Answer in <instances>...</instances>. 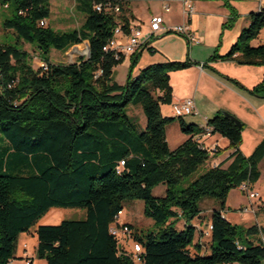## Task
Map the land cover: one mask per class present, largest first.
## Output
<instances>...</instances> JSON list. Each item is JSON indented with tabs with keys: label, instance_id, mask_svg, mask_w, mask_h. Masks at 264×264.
<instances>
[{
	"label": "trees",
	"instance_id": "trees-1",
	"mask_svg": "<svg viewBox=\"0 0 264 264\" xmlns=\"http://www.w3.org/2000/svg\"><path fill=\"white\" fill-rule=\"evenodd\" d=\"M74 1L83 21L64 31L48 23L49 0L2 1L11 8L4 27L15 38L0 43V264L16 258L19 235L30 232L51 208L83 209L85 217L37 226L35 254L45 264H133L109 232L126 200L142 201L143 215L153 222L146 231L131 224L141 232L144 264H263L264 227H239L222 213L232 189L259 179L264 140L245 157L239 150L241 124L216 115L208 120L211 136L227 139L233 152L183 185L207 163L211 149L198 141L200 127L163 116L160 107L171 104L169 73L195 62L151 64L132 76L141 53L136 51L125 84H118L113 69L123 56L116 58L103 47L116 26L129 31L125 6L130 0ZM106 2L119 6V12L95 9ZM223 3L229 10L224 29L238 14L228 0ZM247 18L248 26L229 52H215L210 61L239 54L236 58L243 64L264 66V45L250 44L264 27V9ZM84 41L87 57L73 63L50 60L52 50L65 52ZM30 43L44 67L32 66L23 47ZM252 93L264 97V78ZM131 106L142 109L143 129L128 114ZM175 119L187 139L170 149L165 130ZM216 152L220 150L213 155ZM159 184L165 186L164 195L154 196ZM204 199L217 204L210 216L209 253H201L202 246L195 242L198 230L191 223ZM181 220L184 225L178 229ZM242 234L254 238L243 243Z\"/></svg>",
	"mask_w": 264,
	"mask_h": 264
},
{
	"label": "crops",
	"instance_id": "crops-1",
	"mask_svg": "<svg viewBox=\"0 0 264 264\" xmlns=\"http://www.w3.org/2000/svg\"><path fill=\"white\" fill-rule=\"evenodd\" d=\"M49 1L51 16L48 23L51 22L50 24L54 29L64 31L76 28L82 23V16L74 11V0ZM190 1L194 7V12L189 18L183 13L181 0H130L127 2L125 7L129 27H138L143 33L141 37L143 45L138 50L141 53L132 71V76H136L141 69L151 64L170 61L180 62L186 59L195 62L188 68L169 73L172 100L169 105H161L162 115L173 117L172 104L185 98L193 99L196 112L195 115L184 117L183 120L186 124H194L199 127L203 124L204 118L209 120L221 113H227L236 118L242 126V141L239 150L245 157H248L264 137V97L252 93L253 87L264 78V66L243 64L236 58L240 56L239 54H235L232 59L226 60L218 58L210 61V57L215 52L219 56L229 52L242 29L249 24L247 15L251 12H258L260 8L264 9V0H228L238 17L231 27L224 29L222 25L229 17V10L224 6L223 0ZM68 3L71 5L70 10L66 9ZM164 5H167L168 10H165ZM54 7L57 9L53 10ZM152 16L163 18V28L148 38L149 22ZM181 24L189 26L190 31L199 39L198 43L191 42L187 37L166 29ZM119 41L124 43L125 37H119ZM250 44L253 47L264 45V27ZM122 56V63L113 69V73L120 66L125 67L128 71L131 55ZM132 108H136V114L130 112ZM128 114L137 119L141 129L146 126V118L140 107H129ZM170 129L179 135L172 137V141L175 142L173 147L170 145ZM165 132L170 149H175L187 139V136L180 131L176 119L166 126ZM202 143L209 146L210 149L216 144L220 150V152L215 153L210 167L224 161L233 152V149L227 148L228 140L219 134L203 138ZM263 163L264 157L258 165L260 177L254 184L261 181L260 168ZM227 164L228 162L224 166ZM208 165V163L205 164V169L209 167ZM252 186L254 185H250L251 190L258 193ZM159 187L161 190L157 196H162L165 192V186L159 184L155 189ZM237 189L240 191L239 187ZM240 192L245 200L233 205L228 204V200H226L225 218L232 224L243 228L251 225L264 227V212H258L259 207H264V197L262 199L261 195L258 194L257 198L249 200L245 193ZM201 206L203 210L199 217L191 222L197 227L198 232H201L202 223L206 227L210 222L211 215L208 216L207 213L217 208V204L212 200L204 199ZM246 206H249V210L245 213L241 212ZM202 216L205 219L202 220ZM249 218L253 220L251 221L253 224H247ZM123 222L134 225L132 218L128 216ZM39 225H46L42 222V218L30 232L19 235L17 244L19 254L16 251L15 257L24 259L25 255H29L31 256V264L33 263L34 255L32 253H35L36 247L35 229ZM151 225L153 226V222ZM248 238L252 240L254 237L249 236ZM209 241V246H211L210 237ZM197 243L202 246V239L198 240ZM23 244H27L26 252H23ZM30 246L32 250L29 249ZM203 249L205 250V247L202 246L201 253H205Z\"/></svg>",
	"mask_w": 264,
	"mask_h": 264
},
{
	"label": "rangeland",
	"instance_id": "rangeland-1",
	"mask_svg": "<svg viewBox=\"0 0 264 264\" xmlns=\"http://www.w3.org/2000/svg\"><path fill=\"white\" fill-rule=\"evenodd\" d=\"M3 0H0V43H13L14 42V35L12 34L11 31H8L5 29L4 27V21L10 17L11 15V8H6L5 6H3L2 3ZM71 5L68 3L66 6L67 10H70ZM57 8H53V10H56ZM51 23V22H50ZM87 45L88 42L84 41L81 44L78 45H74L72 47H70L67 51L65 52H60V51H56V50H52L50 53V60L55 62V63H73L75 62L79 57H87L88 56V50H87ZM24 49L27 50L29 52V54L31 55V64L34 68H38L40 66V56L38 54V50L35 44H24L23 45ZM127 73L128 71L125 69V67L120 66L116 69V72L113 73V78L114 80L120 84L123 85L126 82L127 79ZM131 113L136 114V108H132L130 110ZM179 136L178 134H176V132L172 129H170L169 132V137H170V145L171 147L174 146L175 142L172 141V137L173 136ZM264 140V137L262 138V141ZM214 158L213 154H210V158L207 161V163L209 164L208 166L210 167L212 160ZM205 163V164H207ZM216 164H214L213 166H215ZM212 167V166H211ZM205 170V165L200 167L199 170L193 174L190 178L186 179L183 183V185H186L188 183H190L191 181H193L195 178H197L203 171ZM261 181L257 184H252L254 186H252L256 191H258V194L261 195V198L263 199L264 197V163L263 165H261ZM160 187L158 189H153V195L157 196L160 193ZM228 204H238L239 202H243L244 196L242 195V193L236 188L230 191L229 195H228ZM123 207V214L120 216V221H124L126 216L131 217L133 224L135 225V227H139L142 228V230H151L153 227L151 225L152 220L145 217L143 215V203L142 201L139 200H134V201H129L126 200L123 202L122 204ZM201 211L203 210L202 206L200 205ZM259 213L260 212H264V207L261 206L259 207ZM212 211H209L207 214L208 216L211 215ZM207 216V215H206ZM85 217V211L83 209H76V208H53L50 210V212L48 211L44 216H42V222L44 224H59L62 220H78V219H84ZM202 220L205 219V217H201ZM250 219V218H249ZM253 221L252 219H250L248 223H252ZM184 222L183 220L179 221L177 223V228L181 229L183 228ZM239 226V225H237ZM241 227V226H239ZM207 230V226H203L202 223V228H201V232H198L196 237H195V241L198 242V240L202 239V246L205 247V253H209L210 251V246H209V234H206L205 231ZM29 235V234H28ZM249 236H245L244 234H242V242L245 243L246 242V238ZM27 245V244H26ZM30 250H32L31 246L29 248ZM27 251V250H26ZM25 251V252H26ZM33 252V251H32ZM34 253V252H33ZM32 255H34V261L32 264H45V260L43 259H39L36 257V254L34 253ZM17 254H19V249L17 251ZM31 260V256L29 255H25L24 259L20 258V257H16L13 261V264H25V260ZM263 264H264V260H263Z\"/></svg>",
	"mask_w": 264,
	"mask_h": 264
},
{
	"label": "built area",
	"instance_id": "built-area-1",
	"mask_svg": "<svg viewBox=\"0 0 264 264\" xmlns=\"http://www.w3.org/2000/svg\"><path fill=\"white\" fill-rule=\"evenodd\" d=\"M183 3V13L186 17H190L194 12V7L190 0H181ZM165 10H168L167 5L163 6ZM95 9L101 11L102 9L106 11H113L115 13L119 12V6L112 5L110 2L104 4H96ZM260 8L259 10H261ZM45 21H41L40 24L43 25ZM163 28V18L161 16H152L149 22V34L150 36ZM169 31L183 35L188 38L189 41L198 43L199 39L190 31L187 24L176 25L166 28ZM128 32L125 33L120 25L116 26L113 30L112 37L107 41L106 45L103 47L105 52L112 51L114 56L117 58L120 55H132L138 51L142 45L141 37L143 36L142 31L138 27H129ZM125 37L124 43L119 41V37ZM40 67H44V64L40 63ZM101 71L98 72L100 74ZM195 105L192 98H185L178 100L172 104V116L175 118H184L187 116L195 115ZM202 130L201 137H197L198 141H202L203 138L211 136V127L208 124V120L204 118L203 124L199 126ZM216 144L210 150V154H214L216 151ZM123 163V162H121ZM240 191L246 194L249 200H253L258 197V193L254 190H251L249 183H243L239 187ZM249 206L244 207L241 212H247ZM123 214V211H119L118 214L114 217L113 223L109 227V232L115 236L118 240L119 251L128 257L133 264H144L143 260V245L138 241L140 236L139 229L133 227L130 223L120 221V216ZM222 217L225 218L224 213ZM206 234H210L212 225L209 222L207 225ZM260 240L264 244V234H260ZM23 252L27 250V245H22ZM7 264H13V261L7 262ZM25 264H31V260H25Z\"/></svg>",
	"mask_w": 264,
	"mask_h": 264
},
{
	"label": "water",
	"instance_id": "water-1",
	"mask_svg": "<svg viewBox=\"0 0 264 264\" xmlns=\"http://www.w3.org/2000/svg\"><path fill=\"white\" fill-rule=\"evenodd\" d=\"M87 50H88V45H87ZM223 115L228 117V118H230L237 126L240 127V122L236 118H234L233 116H231V115H229L227 113H224Z\"/></svg>",
	"mask_w": 264,
	"mask_h": 264
}]
</instances>
